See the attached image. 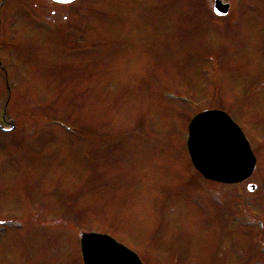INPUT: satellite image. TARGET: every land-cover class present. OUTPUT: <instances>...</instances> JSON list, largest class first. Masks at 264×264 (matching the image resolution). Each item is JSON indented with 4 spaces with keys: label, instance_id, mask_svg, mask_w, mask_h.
Here are the masks:
<instances>
[{
    "label": "rangeland",
    "instance_id": "obj_1",
    "mask_svg": "<svg viewBox=\"0 0 264 264\" xmlns=\"http://www.w3.org/2000/svg\"><path fill=\"white\" fill-rule=\"evenodd\" d=\"M226 1L0 0V264H82L92 229L147 264H264L233 220L264 211V0ZM206 107L244 127L255 191L193 169Z\"/></svg>",
    "mask_w": 264,
    "mask_h": 264
},
{
    "label": "water",
    "instance_id": "obj_2",
    "mask_svg": "<svg viewBox=\"0 0 264 264\" xmlns=\"http://www.w3.org/2000/svg\"><path fill=\"white\" fill-rule=\"evenodd\" d=\"M221 8L225 12V7ZM188 150L193 164L205 177L221 181L246 178L255 162L240 128L217 110L201 112L191 120ZM81 250L85 264H139L131 251L104 234H83Z\"/></svg>",
    "mask_w": 264,
    "mask_h": 264
},
{
    "label": "flooded vegetation",
    "instance_id": "obj_3",
    "mask_svg": "<svg viewBox=\"0 0 264 264\" xmlns=\"http://www.w3.org/2000/svg\"><path fill=\"white\" fill-rule=\"evenodd\" d=\"M223 2H227L226 0H223Z\"/></svg>",
    "mask_w": 264,
    "mask_h": 264
}]
</instances>
